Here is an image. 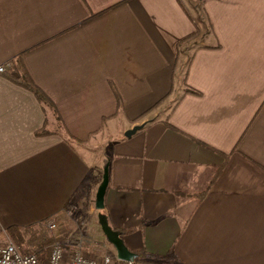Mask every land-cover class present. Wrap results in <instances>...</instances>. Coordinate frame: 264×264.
I'll return each instance as SVG.
<instances>
[{
    "label": "crops",
    "instance_id": "1",
    "mask_svg": "<svg viewBox=\"0 0 264 264\" xmlns=\"http://www.w3.org/2000/svg\"><path fill=\"white\" fill-rule=\"evenodd\" d=\"M0 66V232L116 255L108 158L131 264H264V0H0Z\"/></svg>",
    "mask_w": 264,
    "mask_h": 264
},
{
    "label": "built area",
    "instance_id": "2",
    "mask_svg": "<svg viewBox=\"0 0 264 264\" xmlns=\"http://www.w3.org/2000/svg\"><path fill=\"white\" fill-rule=\"evenodd\" d=\"M5 70V66H0V72ZM46 227L56 229L57 220H47ZM118 260L117 255H93L82 247L65 248L60 242L51 244L45 254L19 248L12 240L0 243V264H116Z\"/></svg>",
    "mask_w": 264,
    "mask_h": 264
},
{
    "label": "trees",
    "instance_id": "3",
    "mask_svg": "<svg viewBox=\"0 0 264 264\" xmlns=\"http://www.w3.org/2000/svg\"><path fill=\"white\" fill-rule=\"evenodd\" d=\"M15 72H18V76L11 77L14 82L26 87L31 90L38 100L46 107H54L52 100L48 95L42 91L31 79L27 70L23 66H18L14 68ZM45 126L42 130L38 131V135L49 134L50 131ZM6 238H10L19 248H31L32 251L36 253H42L45 251L46 247L54 242H60L62 244V237L59 234H55L53 230L46 227V221H42L37 225H31L27 227L22 226H10L5 231L0 232V243ZM63 245V244H62ZM146 261L151 262L152 260L148 256L141 252L134 262ZM132 262V263H134ZM127 261L118 260L116 264H125Z\"/></svg>",
    "mask_w": 264,
    "mask_h": 264
},
{
    "label": "water",
    "instance_id": "4",
    "mask_svg": "<svg viewBox=\"0 0 264 264\" xmlns=\"http://www.w3.org/2000/svg\"><path fill=\"white\" fill-rule=\"evenodd\" d=\"M142 125L134 126L126 132V136H130L139 130ZM109 185V159L107 158L103 166L102 180L98 186L95 198V207L98 210V220L103 233L107 240L114 246L116 255L119 260L134 262L138 257V253L129 249L124 242L122 232L114 229L108 220V215L104 212L105 209V196Z\"/></svg>",
    "mask_w": 264,
    "mask_h": 264
},
{
    "label": "rangeland",
    "instance_id": "5",
    "mask_svg": "<svg viewBox=\"0 0 264 264\" xmlns=\"http://www.w3.org/2000/svg\"><path fill=\"white\" fill-rule=\"evenodd\" d=\"M69 226H71V225H69ZM77 226V225H76ZM82 226V225H81ZM68 230H69V227H68V225H65V224H63V223H59L58 224V227L56 228V229H54L53 231L55 232V234H59V235H68L69 234V232H68ZM77 230H78V226H77ZM8 240H12V239H10V238H6L4 241H2V243H4V242H7ZM13 241V240H12ZM54 243H56V242H54ZM54 243H52V244H54ZM63 244H64V247L65 248H67L68 246V244L66 245L65 244V242H63ZM50 246V245H49ZM48 246V247H49ZM75 246V245H74ZM81 246H82V244H81ZM48 247H46V249H45V251L44 252H42V254H45L46 253V250H47V248ZM23 249H30V250H33V249H31V248H23ZM116 252V251H115ZM103 253H107V254H111V252H108V251H104V252H102V253H100V254H103ZM99 254V255H100Z\"/></svg>",
    "mask_w": 264,
    "mask_h": 264
}]
</instances>
